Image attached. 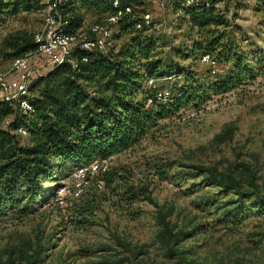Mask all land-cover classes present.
<instances>
[{
	"label": "rangeland",
	"instance_id": "1",
	"mask_svg": "<svg viewBox=\"0 0 264 264\" xmlns=\"http://www.w3.org/2000/svg\"><path fill=\"white\" fill-rule=\"evenodd\" d=\"M171 1L160 6L137 0L151 17L147 34L164 53L189 28L179 26L181 10ZM42 4L38 10L0 14V71L11 64L2 45L7 35L45 30L51 6ZM215 7L226 22L216 34L242 54L240 64H247L249 76L227 92H210L196 108L181 107L137 146L108 159L106 173H116L112 187L102 180L106 173L82 180L74 171L60 177L58 192L47 203L34 205L21 219H2L0 264H264V208H254L235 227L219 225L235 196L203 184L195 171L234 175L252 192L254 179L263 191L264 0H218ZM101 19L88 13L84 22ZM113 34L115 47L126 40L115 27ZM202 55L183 63L199 80L225 74L233 65L214 54L215 64H207ZM152 80L147 86L170 92L177 81ZM98 180L104 181L101 188Z\"/></svg>",
	"mask_w": 264,
	"mask_h": 264
},
{
	"label": "trees",
	"instance_id": "2",
	"mask_svg": "<svg viewBox=\"0 0 264 264\" xmlns=\"http://www.w3.org/2000/svg\"><path fill=\"white\" fill-rule=\"evenodd\" d=\"M44 1L67 15V33L79 29L88 13L102 18L94 22L100 23L119 7L132 10L114 26L119 36H126L118 47L107 52L73 47L60 65L30 79L26 98L31 112L24 113L15 101H0V221L27 216L31 207L56 196L60 177L129 151L181 107L196 108L210 99V92H227L240 77L250 74L247 64H240L242 54L222 42L223 34H216V28L226 24L217 13L218 0L189 6L172 0L181 10L179 26L188 24L189 28L185 38L165 53L147 34L150 26L136 29L145 13L137 0H120L118 8L113 0H0V14L38 10ZM2 45L11 61L37 48L33 35L23 31L10 33ZM198 54H214L219 62L233 65L225 74L199 80L183 66L184 60ZM173 77L177 81L173 92L168 90V99L149 104L148 98L158 90L147 82ZM19 130L25 135L18 134ZM195 171L203 184L235 196L217 219L219 225L235 227L254 208H264V183L261 191L252 179L255 191H246L234 175L202 168ZM104 178L106 186L112 187L116 173H106ZM248 201L251 207L246 206Z\"/></svg>",
	"mask_w": 264,
	"mask_h": 264
},
{
	"label": "built area",
	"instance_id": "3",
	"mask_svg": "<svg viewBox=\"0 0 264 264\" xmlns=\"http://www.w3.org/2000/svg\"><path fill=\"white\" fill-rule=\"evenodd\" d=\"M119 1L113 0L112 5L118 8ZM147 1L157 2L160 6H163L166 0ZM202 1L205 0H183V5H197ZM131 10L130 6L119 7L102 22L92 24L84 22L74 33H67L64 29L69 25L67 15H61L51 6L45 30L36 32L33 35L37 48L23 56L14 58L6 72L0 71V101H15L24 113L31 112V106L26 98L29 95L28 83L30 79L41 76L47 69L60 65L66 60L73 47L100 52H107L113 48L115 41L113 27L122 16L130 13ZM143 25H151V17L148 12L141 15L135 27L141 29ZM83 61H86V58H83ZM202 61L211 65L215 64L209 54L203 55ZM44 63L46 66L42 68ZM148 82L152 83L153 80L150 79ZM168 97V90H158L152 97L148 98V102L151 104L154 100L165 101ZM18 134L25 135L21 130L18 131ZM76 172L75 177L82 180H86L91 176L103 175L107 172L106 161L96 160L88 167L76 170ZM96 185L101 188L103 182L98 180Z\"/></svg>",
	"mask_w": 264,
	"mask_h": 264
}]
</instances>
